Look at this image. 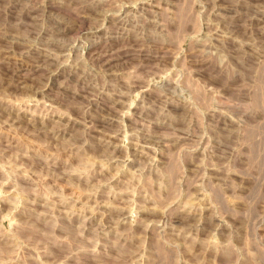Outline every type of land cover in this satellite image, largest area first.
I'll return each instance as SVG.
<instances>
[{"label": "rangeland", "instance_id": "rangeland-1", "mask_svg": "<svg viewBox=\"0 0 264 264\" xmlns=\"http://www.w3.org/2000/svg\"><path fill=\"white\" fill-rule=\"evenodd\" d=\"M0 264H264V0H0Z\"/></svg>", "mask_w": 264, "mask_h": 264}]
</instances>
